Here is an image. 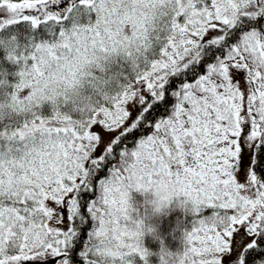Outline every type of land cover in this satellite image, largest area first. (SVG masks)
I'll return each instance as SVG.
<instances>
[{
    "label": "snow or ice",
    "instance_id": "snow-or-ice-1",
    "mask_svg": "<svg viewBox=\"0 0 264 264\" xmlns=\"http://www.w3.org/2000/svg\"><path fill=\"white\" fill-rule=\"evenodd\" d=\"M0 10V264H151L133 190L190 202L179 264H264V0Z\"/></svg>",
    "mask_w": 264,
    "mask_h": 264
},
{
    "label": "trees",
    "instance_id": "trees-1",
    "mask_svg": "<svg viewBox=\"0 0 264 264\" xmlns=\"http://www.w3.org/2000/svg\"><path fill=\"white\" fill-rule=\"evenodd\" d=\"M90 17L94 20L95 14L91 13ZM13 31L25 33L27 31V26L25 23L14 25L6 30L5 33H0V35ZM0 64H2L3 67L7 68L9 71L13 70L10 65L3 62L2 51H0ZM9 79H11V77H9ZM151 219V224L155 226L157 235L153 236L152 234L146 232L143 237L144 245L153 253V255L149 257L151 264H159V257L156 253L160 251L161 247L175 249L180 246V227L188 224L191 220V214L170 204L166 207L165 212L156 214ZM137 264H139V262H137Z\"/></svg>",
    "mask_w": 264,
    "mask_h": 264
},
{
    "label": "clouds",
    "instance_id": "clouds-1",
    "mask_svg": "<svg viewBox=\"0 0 264 264\" xmlns=\"http://www.w3.org/2000/svg\"><path fill=\"white\" fill-rule=\"evenodd\" d=\"M9 49L13 53H15L17 51L15 44L9 45ZM22 50L23 49H21V51ZM49 84H51V81H49ZM33 87H44V85H43V83L40 85L34 84ZM52 93H53V88L49 87L47 89V94H52ZM17 95H19V91H17ZM148 191H151L152 197H151V199H146L141 204V207H144V205L146 204L148 206V208L150 209V212L145 213L144 216H142V217H137L138 219L141 220V222L144 226V233L148 232V233L152 234L153 236L157 235L156 230H155V226L152 224L146 223L145 218L151 214H158L159 211L161 210V208L167 207L169 204H171L173 202L174 198H175V203H176L177 207H179L181 209H186L189 213L192 210L190 202H188L186 200V198L183 197L182 194L181 195H172L171 197H169V199L167 201H161L159 199V196L152 190H145V191H139V192L143 195L145 192H148ZM180 197H183L184 199H180ZM129 203H130V212H131L133 210V205H132L131 201H129ZM183 231H184V226H181L180 227V236L183 233ZM163 248H164V252H163L164 264H179V257L182 253H178L177 251H170L166 247H163ZM157 255H160V252H158ZM94 264H112V259L110 256H108L102 250L101 253L94 258Z\"/></svg>",
    "mask_w": 264,
    "mask_h": 264
},
{
    "label": "rangeland",
    "instance_id": "rangeland-1",
    "mask_svg": "<svg viewBox=\"0 0 264 264\" xmlns=\"http://www.w3.org/2000/svg\"><path fill=\"white\" fill-rule=\"evenodd\" d=\"M13 2H19V0H13ZM0 11H4V10H0ZM8 18L7 14L5 12L4 15H0V19H5ZM96 131H100L99 128L96 129ZM118 133H111V134H104V140L107 141L110 137H113L115 135H117ZM104 145H101V148ZM99 151V150H98ZM152 194L151 191L145 192L143 195L139 192V191H135L133 190L130 193V201L132 202L133 205V210L130 212V215L135 219L137 217H142L144 216L145 213L150 212V209L148 208V206L145 204L144 207H141V204L146 200V199H151ZM180 199H184L183 197H180ZM170 205V204H169ZM171 205H173L176 208H179L176 206L175 203V198L173 199V202L171 203ZM166 207L161 208V210L159 211L158 214H161L163 212H165ZM181 209V208H179ZM183 211H186L187 213H189L186 209H182ZM156 214H151L148 215L145 219H146V223L151 224L152 223V217H154ZM146 233V232H145ZM144 233V234H145ZM180 247V246H179ZM178 247V248H179ZM178 248L175 249H169L170 251H176ZM158 256V255H157ZM159 257V256H158Z\"/></svg>",
    "mask_w": 264,
    "mask_h": 264
}]
</instances>
